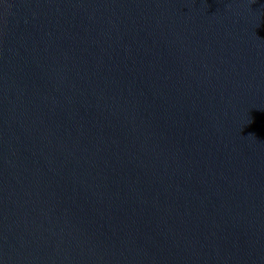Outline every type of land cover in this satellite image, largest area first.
<instances>
[{"label":"water","instance_id":"95a60500","mask_svg":"<svg viewBox=\"0 0 264 264\" xmlns=\"http://www.w3.org/2000/svg\"><path fill=\"white\" fill-rule=\"evenodd\" d=\"M0 264H264V0H0Z\"/></svg>","mask_w":264,"mask_h":264}]
</instances>
